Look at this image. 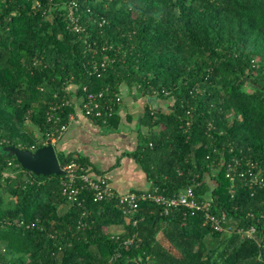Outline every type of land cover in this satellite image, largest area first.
Here are the masks:
<instances>
[{"label":"trees","instance_id":"obj_1","mask_svg":"<svg viewBox=\"0 0 264 264\" xmlns=\"http://www.w3.org/2000/svg\"><path fill=\"white\" fill-rule=\"evenodd\" d=\"M72 3L79 34L68 29ZM72 86L169 100L170 112L148 109L141 123L150 132L135 158L149 192L173 197L195 183L198 197L212 192L214 213L256 226L259 241L216 233L183 208L161 215L153 202L128 215L89 193L72 205L63 176L8 158V146H45L51 106ZM222 153L264 176V0H0V264H264V192L212 171Z\"/></svg>","mask_w":264,"mask_h":264},{"label":"built area","instance_id":"obj_2","mask_svg":"<svg viewBox=\"0 0 264 264\" xmlns=\"http://www.w3.org/2000/svg\"><path fill=\"white\" fill-rule=\"evenodd\" d=\"M68 29L75 33H82L83 29L79 24L76 4L72 3L68 7L67 13ZM115 61V60H114ZM111 61V62H114ZM95 71L106 69V63L95 66ZM72 89V90H71ZM76 89L75 95L77 102L73 99V90ZM67 93L72 92L68 98L64 96L51 106L48 113V121L56 125L51 134L45 140H42L45 146L55 145L64 133L68 130L70 123L73 121L75 114H70L65 123L61 122L63 109L73 107L79 109L80 113L91 120L93 123L108 126L110 119L118 114V106L122 103L121 93H113L107 96V90L92 92L88 87H83L79 94V89L75 86L67 87ZM50 143V144H48ZM20 148V147H18ZM21 149V148H20ZM24 150V149H22ZM30 151H37L36 146H32ZM63 172L62 195L70 204L81 205L86 199L84 194L89 193L96 203L115 200L119 204L125 215L132 214L140 208L144 202H153L161 207V215H169L174 210L183 208L192 215L201 214L204 218V224L210 227L216 233L223 235L238 234L245 240L259 241V230L256 226L249 228H235L230 224L226 214L214 213V200L212 192L207 193L204 197H198L195 192V183L190 187L183 189L179 194L173 197H165L158 192V189L152 192H135L118 193L112 188L106 177H93L84 172L81 165L72 160L70 163L61 167ZM215 173L223 172L225 178L231 182V187L237 188L238 182H243L251 189L259 188L264 192V176L262 169L249 160H243L239 157H232L227 160L224 153L221 154L217 163L211 166ZM253 216V215H252ZM80 226H84L81 224ZM133 239L125 243V246L131 245Z\"/></svg>","mask_w":264,"mask_h":264},{"label":"crops","instance_id":"obj_3","mask_svg":"<svg viewBox=\"0 0 264 264\" xmlns=\"http://www.w3.org/2000/svg\"><path fill=\"white\" fill-rule=\"evenodd\" d=\"M75 91L73 99L77 102ZM121 95L123 101L112 123L95 124L76 109L68 130L54 146L57 155L85 159L93 169L91 175L106 177L116 192H146L152 184L135 158L141 135L150 132L141 123L148 109L170 112L173 105L169 100L151 101L126 86L121 89ZM118 231L116 227L111 228L112 233Z\"/></svg>","mask_w":264,"mask_h":264},{"label":"water","instance_id":"obj_4","mask_svg":"<svg viewBox=\"0 0 264 264\" xmlns=\"http://www.w3.org/2000/svg\"><path fill=\"white\" fill-rule=\"evenodd\" d=\"M8 158H15L19 165L36 176H62L63 172L54 145L44 146L37 151L22 150L15 146L4 148Z\"/></svg>","mask_w":264,"mask_h":264}]
</instances>
